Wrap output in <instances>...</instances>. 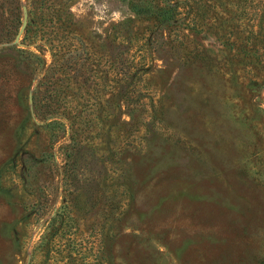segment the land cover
<instances>
[{
    "label": "rangeland",
    "instance_id": "1",
    "mask_svg": "<svg viewBox=\"0 0 264 264\" xmlns=\"http://www.w3.org/2000/svg\"><path fill=\"white\" fill-rule=\"evenodd\" d=\"M0 264H264V0H0Z\"/></svg>",
    "mask_w": 264,
    "mask_h": 264
},
{
    "label": "trees",
    "instance_id": "2",
    "mask_svg": "<svg viewBox=\"0 0 264 264\" xmlns=\"http://www.w3.org/2000/svg\"><path fill=\"white\" fill-rule=\"evenodd\" d=\"M128 8L138 16L152 17L161 24L167 23L172 17V7L170 5L155 7L143 2L130 1L128 2ZM72 133L73 131L69 134L70 139Z\"/></svg>",
    "mask_w": 264,
    "mask_h": 264
},
{
    "label": "water",
    "instance_id": "3",
    "mask_svg": "<svg viewBox=\"0 0 264 264\" xmlns=\"http://www.w3.org/2000/svg\"><path fill=\"white\" fill-rule=\"evenodd\" d=\"M25 21H26V15L24 14V15H23L22 24H21V26H20V28H19V33L22 31V29H23V27H24V24H25Z\"/></svg>",
    "mask_w": 264,
    "mask_h": 264
}]
</instances>
